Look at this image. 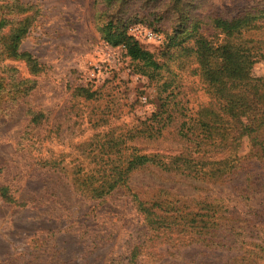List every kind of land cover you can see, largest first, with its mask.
Returning <instances> with one entry per match:
<instances>
[{"label":"rangeland","instance_id":"obj_1","mask_svg":"<svg viewBox=\"0 0 264 264\" xmlns=\"http://www.w3.org/2000/svg\"><path fill=\"white\" fill-rule=\"evenodd\" d=\"M263 3L0 0V20H9L0 32V264H126L145 226L142 216L122 189L99 200L87 199L75 189L73 168L79 162L88 165L85 143L125 135L151 117L160 97L171 91L189 108L199 110L211 103L218 108L226 96L203 76L197 39L223 43L225 34L215 29L213 20L257 11ZM117 12L134 18L129 33L160 63L156 79L145 74L122 45L114 47L103 38L101 26L107 15ZM19 27L26 31L18 52L30 53L38 70L26 57L9 53L8 38ZM147 29L155 37H148ZM251 33L264 46V27ZM251 76L264 77V59L254 64ZM77 87L94 96L74 97ZM33 112L44 114L41 122L31 121ZM248 120L249 114H243L226 126V135H236L228 150L232 158L250 153ZM260 136L264 139V127ZM257 164L254 158L244 159L241 173L209 185L212 193L225 195L240 224L248 231L258 225L254 235H264V167L257 169ZM249 174L246 198L238 192ZM151 181L156 182L151 175L133 179L135 184ZM172 185L178 193L199 192L190 184ZM2 187H8L17 202H6ZM181 251L176 256L186 255V260L175 258L179 264H233L230 255L237 254L200 245Z\"/></svg>","mask_w":264,"mask_h":264},{"label":"trees","instance_id":"obj_2","mask_svg":"<svg viewBox=\"0 0 264 264\" xmlns=\"http://www.w3.org/2000/svg\"><path fill=\"white\" fill-rule=\"evenodd\" d=\"M107 16L108 20L101 26L103 38L114 47L122 45L141 70L156 79L160 63L129 33L134 18L122 12ZM262 19L264 3L257 11L214 19L215 29L225 34L223 43L213 45L206 37L197 39L203 76L218 88L220 95L226 96L218 108L217 103L199 110L189 108L186 102L174 99L172 96L176 94L171 91L160 97L151 117L125 135L111 134L104 140L85 143L83 156L88 165L79 162L73 168L75 189L90 200L103 199L122 189L142 216L145 226L126 264H179L177 261L184 262L186 255H176L189 245H200L210 251H237L230 255L233 264H264V235L253 232L254 227L260 226L248 231L249 227L240 224L232 213L225 195L212 193L209 185L225 183L241 173L244 159L254 158L257 169L264 167V139L260 136L264 127V77L254 80L251 76L254 64L264 59L262 39L251 33L264 27ZM8 22L2 17L0 32ZM25 31L26 27L12 30L7 48L11 55L26 57L38 70L30 53L18 52ZM73 95L86 99L94 96L83 87L75 88ZM32 114L31 121L35 124L44 116L41 112ZM243 114H249L246 129L251 149L247 156L232 158L228 150L236 135H226L225 129L233 118ZM44 163L56 162L45 160ZM137 175H151L156 182L135 184L133 179ZM250 179L249 174L239 196L249 197ZM194 182L206 185L197 187ZM170 183L190 184L199 192L178 193ZM1 196L6 202H17L8 187L1 188ZM167 251L171 253L165 260L163 255Z\"/></svg>","mask_w":264,"mask_h":264},{"label":"built area","instance_id":"obj_3","mask_svg":"<svg viewBox=\"0 0 264 264\" xmlns=\"http://www.w3.org/2000/svg\"><path fill=\"white\" fill-rule=\"evenodd\" d=\"M146 35L148 37H150V38L155 37V33L152 30H149V29L146 30Z\"/></svg>","mask_w":264,"mask_h":264}]
</instances>
